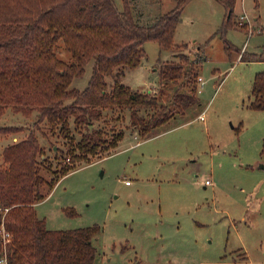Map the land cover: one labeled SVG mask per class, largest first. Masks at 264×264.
<instances>
[{"label": "rangeland", "instance_id": "374dc122", "mask_svg": "<svg viewBox=\"0 0 264 264\" xmlns=\"http://www.w3.org/2000/svg\"><path fill=\"white\" fill-rule=\"evenodd\" d=\"M114 1L123 8V0ZM130 2L139 24L173 5L172 0ZM224 13L217 0H189L175 29L174 43L188 44L181 51L189 59H203L198 102L145 138L130 127L127 111L118 120L97 122L108 130L124 129L123 137L89 162L77 161L36 204L47 228H100L92 239L97 250L93 264H132L137 259L146 264H264V110L247 106L254 74L264 70V60L244 58L264 49V0H236L234 14L248 27H229L220 34ZM144 49L141 63L126 69L121 81L158 94V63L180 60L176 51L152 40ZM55 52L72 61L61 39ZM92 66L90 59L70 87L84 88ZM165 91L161 102L170 104L172 90ZM34 120L33 114L26 117L7 107L0 125L24 128L0 134V161L6 144L32 130L44 149L38 160L49 167L40 172L50 179L70 161V142ZM207 178L212 185L204 183ZM246 196L258 203L256 209L247 208Z\"/></svg>", "mask_w": 264, "mask_h": 264}, {"label": "trees", "instance_id": "16d2710c", "mask_svg": "<svg viewBox=\"0 0 264 264\" xmlns=\"http://www.w3.org/2000/svg\"><path fill=\"white\" fill-rule=\"evenodd\" d=\"M172 1L170 9L147 24H139L133 18L130 0H123L122 9L114 0H0V118L7 107L26 117L33 114L35 125L45 124L70 142V161L55 170L50 179L40 172L47 165L38 160L44 149L34 131L2 148L0 221L3 217L11 233L7 264H93L97 250L92 239L100 228H47L35 203L43 200L77 161L89 162L92 156L114 148L123 137L124 129L108 130L97 122L118 120L127 111L130 127L145 138L198 102L197 81L203 59H189L181 51L188 44L173 41L180 14L189 0ZM217 1L225 10L220 34L229 27H248L234 14L236 0ZM59 39L69 51L71 62L57 56L55 44ZM149 40L176 51L180 60L158 63V94L132 89L121 81L125 70L140 64L146 56L144 43ZM224 42L228 51L230 44ZM244 58L264 60V49ZM90 59L93 66L87 85L82 89L70 87ZM165 87L172 90L170 104L161 102ZM247 106L264 110V70L254 74ZM148 108L150 112L140 113ZM23 128L22 124L0 125V134H15ZM132 264L146 263L137 259Z\"/></svg>", "mask_w": 264, "mask_h": 264}, {"label": "built area", "instance_id": "2783aa9c", "mask_svg": "<svg viewBox=\"0 0 264 264\" xmlns=\"http://www.w3.org/2000/svg\"><path fill=\"white\" fill-rule=\"evenodd\" d=\"M242 18L244 15L241 16ZM199 81L202 83L201 76L198 77ZM128 183V181H126ZM204 183L206 185H211L213 182L211 179L207 178L204 180ZM7 208H4V211H6ZM11 240V233L5 228L3 223V217L0 221V245H1V252H0V264H7V245L9 244Z\"/></svg>", "mask_w": 264, "mask_h": 264}, {"label": "crops", "instance_id": "0c3cea01", "mask_svg": "<svg viewBox=\"0 0 264 264\" xmlns=\"http://www.w3.org/2000/svg\"><path fill=\"white\" fill-rule=\"evenodd\" d=\"M137 143H138V142H137ZM125 182H126V181H125ZM126 184H128V183H126ZM211 185H212V184H211ZM249 196H250V195H249ZM247 197H248V196H246V199H245L246 202H247ZM41 201H42V200H41ZM249 201H250V200H249ZM39 202H40V201H39ZM253 202H254V200H251V201H250V204H249V203H246L247 208H251L250 205H252V204H253L254 207H258V203L256 204V203H253ZM37 203H38V202H37ZM37 203H35V206H36ZM255 204H256V205H255ZM254 209H256V208H254Z\"/></svg>", "mask_w": 264, "mask_h": 264}, {"label": "water", "instance_id": "95a60500", "mask_svg": "<svg viewBox=\"0 0 264 264\" xmlns=\"http://www.w3.org/2000/svg\"><path fill=\"white\" fill-rule=\"evenodd\" d=\"M89 127L91 128V127H92V125L90 124V125H89ZM262 166L264 167V164H262Z\"/></svg>", "mask_w": 264, "mask_h": 264}]
</instances>
